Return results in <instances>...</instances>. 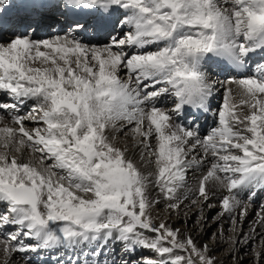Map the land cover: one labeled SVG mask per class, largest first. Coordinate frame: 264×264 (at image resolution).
I'll list each match as a JSON object with an SVG mask.
<instances>
[{
  "label": "snow or ice",
  "instance_id": "1",
  "mask_svg": "<svg viewBox=\"0 0 264 264\" xmlns=\"http://www.w3.org/2000/svg\"><path fill=\"white\" fill-rule=\"evenodd\" d=\"M46 22L57 34L34 38ZM89 32L106 39L77 38ZM256 53H264V0H0V254L64 249L73 253L67 264L82 255L88 264L84 248L95 245L98 256L116 242L126 254H156L139 264H214L207 245L153 222L159 201L150 186L178 209L198 166L193 203L219 192L220 216L264 194V58L249 64ZM217 86L215 126L201 135ZM26 102L32 111L22 115ZM126 126L147 175L110 138ZM258 217L264 225V207Z\"/></svg>",
  "mask_w": 264,
  "mask_h": 264
},
{
  "label": "bare ground",
  "instance_id": "2",
  "mask_svg": "<svg viewBox=\"0 0 264 264\" xmlns=\"http://www.w3.org/2000/svg\"><path fill=\"white\" fill-rule=\"evenodd\" d=\"M41 11H47V9H41ZM53 13H55V12H53ZM39 28H41V26ZM118 31L119 30H117V32ZM48 34H49V32L47 31V35ZM47 35H45V36H39V35L36 34L33 37L36 38V39H43ZM119 35H120V31H119L118 36ZM77 38L78 39H82L84 41L83 36H80V37H77ZM84 42L87 43L86 41H84ZM129 51H132V50L130 49ZM257 54H263V53H256V54H254L252 56V58H255V55H257ZM250 62L252 63V60L249 61V64H250ZM226 75H227L226 73L220 74L219 75V79H222V80L225 79L226 78ZM234 87L235 86H233V88ZM223 92H224V88L217 86V92L215 93V99L212 100V105H213L212 108H213V110L211 108V110L208 112V116L206 118H203V119L206 120L205 124H207V125L211 124L212 127L215 126V122H216V119H217V116H216L217 110H216V107L215 106H217L218 103L221 104V102H217V101L219 99H221V101H222ZM0 94L2 95L3 93H0ZM2 100H3V97L0 96V102H2ZM31 103L32 102H26L19 109V112L21 114L26 113V110H28V105L30 106ZM165 104H170V101H162L159 106L164 107ZM0 115H2V114H0ZM203 119H201V121L198 122V124H199V127L198 128L200 129V133H202L204 131H206V132L209 131V130H206L205 127H201V125L203 124V121H202ZM26 123L27 124L28 123L31 124L30 121H28ZM185 124H187V123H185ZM129 127L130 126H126V128H125V130L123 132H121L119 130V128L117 130H115V131L109 130L110 138L114 136L115 137V141L114 142H116L120 146H127L129 148V153L131 155H134V157L137 160L138 164H140L142 170H145V174L147 175L148 172L151 171V168L146 163L140 161L139 152L138 151H135V149L133 148L134 141L131 139V136L129 134V131H128V128ZM120 134H122V136L124 135V137H121ZM3 151H4V149L3 148H0V153H2ZM13 154L17 155L18 157L20 156V153H13ZM192 155L193 156H196V158H199L201 155H203V153L200 152L199 150H197V152L193 153ZM189 158L191 159V156ZM23 159L25 161L33 159L32 153L29 150H23ZM37 163H38V161H37ZM201 172H202V169L200 167H198V166H193L192 169H189L188 170L187 175H186V181H185L184 187H182L179 190V192H178V195L181 197V200H182V203L180 204V206H179L178 209H169V207H168L169 201H166L162 196L159 195L158 190H156L154 187L150 186V195H151V197L153 199H156V200L159 201L158 204H154V207L156 205H158V207H162L161 209H163V210H161L159 208V210L164 211V213L160 215V212H157V209H156L157 207L155 208L156 210H154V209H151L150 210V215H151L152 220H153L154 223L159 224L161 222H166L171 227H173V228L175 227V229H178L177 226H179L180 224H182L183 226H185L186 223L189 222L187 215L184 214L183 211L187 208L188 204L191 201L193 202V200H196V197H198V195L196 194V192H194L192 189H193L194 185L197 182L196 178L201 175ZM150 178H152V177H150ZM184 197H187V199H184ZM259 197H260V195H258L255 198V201L253 203H256L258 201ZM191 198H193V199H191ZM219 198H220V193L217 192V194L214 195L208 203H218ZM198 199H199V197L197 198V200ZM245 201H246L245 204L247 205V215L246 216H244L243 218H240L239 217V212L242 210V208L244 206L243 205L241 209H237L235 212H233L231 214L225 213L221 217H230V216H233V217H236L239 220V222H242V221L248 219L250 216H252L255 213H253L254 211H253L252 205H251L253 203H250L249 204L247 200H245ZM213 207H214V209L221 208L219 204L218 205H211V208L212 209H213ZM196 209H197L196 211H198V208H196ZM259 213L260 212H256V214H255L256 216L254 215L256 223H252L251 224L252 228L249 227L247 231L246 230H243V233H244L243 236L241 234L240 235L238 234L239 233L238 230L237 231H234L233 234H231L232 235L231 236L232 243L230 244L231 248H227L228 249L226 251L227 254H224V255H226L225 257H227L228 254L229 255H233V257L235 258L234 261H231L229 263V262H227V260H223L222 258L221 259H214L213 260L214 261V264H240L241 263V261H242L241 258L237 256L239 250H243L242 253H244L246 251V249H248V246L251 245V242H253V241H255L257 239V237L259 235L257 233V231L258 230H261L262 228H264V225H261V224H258L257 223V220L259 219V217H258V214ZM165 214L174 217V219L172 220V219L168 218ZM163 215H165L167 218H164ZM202 215H203V213L202 214L200 213V215H198L199 216V219L202 217ZM159 217H163V218H159ZM215 219L218 220L217 217ZM218 222H220V226H222V223H224V220L221 219V220H218ZM240 225L241 224H239V226ZM252 229L255 230V231H252ZM178 230H179L180 233H182V236L180 237L181 239L186 238L188 236H191V238L196 242V244L198 246L202 245V243H203L202 242V239H203V235H204L203 233L204 232H198L197 231L195 233L194 227L189 228V229H184V227H183V228H179ZM4 233L5 232L0 231V237H3L4 236ZM238 237H242L241 238V241H240V243L239 242L235 243L236 241H238ZM245 241H247V242H245ZM219 244H222V243L220 241H218L215 244L214 247H212L210 250H207V255L210 256L211 255V251L213 249H215L216 247H219L220 246ZM225 245H227V244H225ZM94 247H95V245H88L84 249L89 248V251H91ZM107 247H109L108 251H106V248ZM107 247L104 248L103 252H99L98 249H97V252L99 253L98 256H96V255L92 256V251L91 252L88 251L86 253V255L89 258L88 264H93V261H95L97 258L100 260V264H111V261L113 259L116 260V258H121V257H123V259H127L129 261V264H130V261L131 260H134V258L136 256H138L140 253H149V252H145L146 251L145 249H141V248L138 247L135 252H129V253L126 254L125 249L123 248V246L120 245V244H118V243H116V242H110ZM61 251L63 252V255L60 254L59 257L61 256L60 259L63 260V261H65V262H66L67 256H69L70 253H71V256L73 255V253L71 251H67L66 252L64 249H58V250H52V251H40V252H36V253L28 252L26 254H23V253H15L11 257H9V258H6L2 254H0V264H6V261L9 260V259L11 261V264H18V262H17L18 259L20 261H23L25 263H28L27 261L31 260L32 257L33 258L40 257L39 254H42V253H44V255L46 254L45 256H48V258H47L48 260L47 261L44 260L43 263H41V264H56V261H57V260L55 261L56 254L58 256L59 252H61ZM77 251H79V249H77ZM109 251H111V254L110 255H108V252ZM255 253L256 254H255V258H254L255 259V263L254 264H257L256 261H259L258 264L264 263V262H261L260 261V258L264 255V248L263 249H260L259 251H255ZM114 256H115V258H114ZM84 258L85 257L82 255L81 258H80L81 259V264H84ZM104 259H105V261H104ZM245 259H250L248 253H247V255H245ZM135 262H137V264H139L138 261H135Z\"/></svg>",
  "mask_w": 264,
  "mask_h": 264
},
{
  "label": "rangeland",
  "instance_id": "3",
  "mask_svg": "<svg viewBox=\"0 0 264 264\" xmlns=\"http://www.w3.org/2000/svg\"><path fill=\"white\" fill-rule=\"evenodd\" d=\"M49 37H47L46 39H48ZM123 75V74H122ZM4 100H7V96L6 94L4 95ZM219 102H221V99L218 100ZM220 105V103L218 104ZM32 104L28 107L29 109L27 110L26 113L22 114V115H28L31 111H32ZM162 107V106H160ZM217 110V109H216ZM34 114V113H33ZM29 127H31L32 125L30 123L27 124ZM211 125L208 126L207 130H211ZM126 133V132H125ZM207 132H203L201 133V135H206ZM121 137H124V135L122 136V134H120ZM187 187V186H186ZM198 197H196L197 200ZM193 199V198H191ZM245 200H244V204H245ZM219 203H208V204H200V203H193L192 201L188 204L187 208L183 211L184 214L187 215L189 222L186 223L185 226H183L182 224H180L179 226H177V228H183L184 229H189L194 227L195 233L198 232H204L203 234V239H202V245H207V250H210L212 247L215 246V244L220 241L222 244H219V247H216L215 249H213L211 251V255L210 257L214 260V259H223V260H227V262H231L234 261V257L233 255H229L227 257H225L227 254V248H231L230 244L232 243V239H231V234H233L234 231L238 230V234L240 235H244L243 230H248L249 227L252 228L251 224L252 223H256L255 221V217L254 215L256 214V212H261L262 207H264V194L260 195L258 201L256 203L251 204L252 205V209H253V214L252 216H250L248 219L242 221V222H238L235 225L232 223V217H221L219 215V213H221V208H217V209H213L211 208V205H218ZM241 205L242 206L244 205ZM210 205V206H209ZM154 205L152 206V209L156 210L157 212H160V215L164 213V211H161L163 209H161L162 207H158V205H156L154 208ZM157 207V208H156ZM258 207V208H257ZM156 208V209H155ZM159 208L161 210H159ZM198 208V211H196ZM240 208V209H241ZM197 213H196V212ZM200 213L202 215V217L199 219ZM166 215V214H165ZM163 215L164 218H170V219H174V217L170 216V215ZM185 215V216H186ZM256 216V215H255ZM218 220L223 219L224 223H222V226H220V222H218ZM159 218H163V217H159ZM255 221V222H254ZM239 224H241L239 226ZM175 229V227H174ZM253 231V229H252ZM257 233L259 234L257 239L253 242H251V245L248 246V249H246V251L244 253L243 250H239L237 256L241 258V263L240 264H254L255 263V251H259L260 249L264 248V228H262L261 230H258ZM226 238V239H225ZM242 237H238V241H236L235 243L241 241ZM227 244V245H225ZM109 247L106 248V251H108ZM85 255L86 253L89 251V248L87 249H83ZM91 252V251H90ZM145 252H149V253H140L138 256H136L134 258V261H138L141 262L143 257H151L153 259L156 258V254L154 252H150L148 250H146ZM249 255L250 259H245V255ZM71 255V254H70ZM93 255V253H92ZM70 256H68L67 260L69 259ZM115 258V256H114ZM127 260V259H124ZM117 264H121V258H116ZM132 261H130V264H132ZM261 262H264V255L260 258ZM18 264H33V263H25L23 261H20L19 259L17 260ZM22 262V263H21ZM31 262V261H30ZM257 264L259 263V261H256ZM234 263V262H233ZM67 264V263H66ZM260 264H264V263H260Z\"/></svg>",
  "mask_w": 264,
  "mask_h": 264
}]
</instances>
